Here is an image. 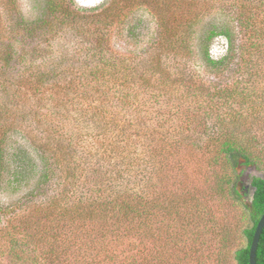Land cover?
Here are the masks:
<instances>
[{
    "label": "trees",
    "instance_id": "1",
    "mask_svg": "<svg viewBox=\"0 0 264 264\" xmlns=\"http://www.w3.org/2000/svg\"><path fill=\"white\" fill-rule=\"evenodd\" d=\"M230 1L238 36L223 22L201 37L217 80L210 89L189 68L195 17L162 21L138 56L117 51L111 37L126 6L88 13L72 0H47L41 19L0 25V189L32 187L1 208L12 264H160L145 241L157 238L150 224L175 216L163 178L187 147L225 159V182L250 221L234 257L251 264L264 174L252 176L250 195L239 185L246 168L264 171V143L253 131L264 110V0ZM18 29L21 50L11 36ZM37 33V44H25ZM67 33L74 53L62 55L53 47ZM217 39L226 44L218 57ZM257 260L264 264V230Z\"/></svg>",
    "mask_w": 264,
    "mask_h": 264
},
{
    "label": "rangeland",
    "instance_id": "2",
    "mask_svg": "<svg viewBox=\"0 0 264 264\" xmlns=\"http://www.w3.org/2000/svg\"><path fill=\"white\" fill-rule=\"evenodd\" d=\"M251 1L243 0L246 5ZM261 1L256 2L260 5ZM46 6L47 0H0V25L12 22L20 24L22 17L35 22L46 15ZM71 6L88 13L101 11L108 6L128 7V16L114 28L111 37L117 51L136 56L151 47L162 21L183 22L195 17L194 55L190 58L189 68L195 80L203 82L208 89L217 80L203 58L201 37L210 26L223 22L229 23L238 36L230 0H72ZM263 15L259 19L261 25L264 24ZM131 28L135 29V33H130ZM69 34L59 37L58 45L53 47L62 55L74 53L73 39ZM11 36L20 49L24 43L20 41L23 37L19 29ZM38 36L39 33L34 38L28 37L29 42L25 41V44L33 47L37 44L35 40L40 39ZM212 50L217 57L224 54L225 41L217 39ZM205 115L210 119L207 114L201 113L202 117ZM259 123L252 130L264 143L263 109L259 113ZM214 155L212 151L200 147H187L178 157L167 161L169 166L163 178L162 191L178 207L174 210V217L166 214L157 225H149L153 231L157 230V238L149 237L152 231L146 238L148 258L157 253L160 264H237L234 251L246 245L244 230L250 221L245 206L225 182L231 170L225 159L220 157L216 161ZM260 167L264 169V158ZM263 174L264 171L255 167L246 168L239 185L240 191L250 195L252 176ZM4 186L0 189V264H12L5 251L9 246V237L2 209L18 205V201L31 192L32 187L13 191L11 187L6 188V184ZM225 239L230 241L227 249L224 248Z\"/></svg>",
    "mask_w": 264,
    "mask_h": 264
},
{
    "label": "water",
    "instance_id": "3",
    "mask_svg": "<svg viewBox=\"0 0 264 264\" xmlns=\"http://www.w3.org/2000/svg\"><path fill=\"white\" fill-rule=\"evenodd\" d=\"M263 230H264V214L262 215V217H261V219L257 225L255 235L253 238L251 251H250V263L251 264H258L257 251H258L259 242H260Z\"/></svg>",
    "mask_w": 264,
    "mask_h": 264
}]
</instances>
